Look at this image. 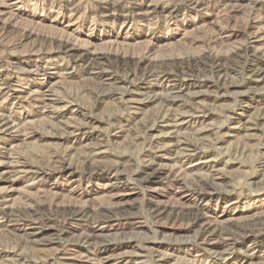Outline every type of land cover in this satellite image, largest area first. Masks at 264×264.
<instances>
[{
	"label": "rangeland",
	"instance_id": "rangeland-1",
	"mask_svg": "<svg viewBox=\"0 0 264 264\" xmlns=\"http://www.w3.org/2000/svg\"><path fill=\"white\" fill-rule=\"evenodd\" d=\"M0 264H264V0H0Z\"/></svg>",
	"mask_w": 264,
	"mask_h": 264
}]
</instances>
